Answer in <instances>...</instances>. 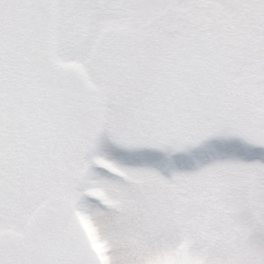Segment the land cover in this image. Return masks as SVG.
Segmentation results:
<instances>
[{
  "label": "snow or ice",
  "instance_id": "6c2138e0",
  "mask_svg": "<svg viewBox=\"0 0 264 264\" xmlns=\"http://www.w3.org/2000/svg\"><path fill=\"white\" fill-rule=\"evenodd\" d=\"M0 264H264V0H0Z\"/></svg>",
  "mask_w": 264,
  "mask_h": 264
}]
</instances>
